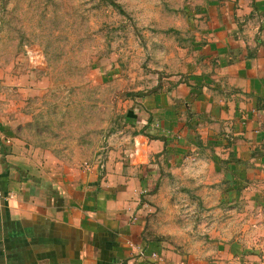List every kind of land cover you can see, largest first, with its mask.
<instances>
[{
    "label": "crops",
    "instance_id": "0c3cea01",
    "mask_svg": "<svg viewBox=\"0 0 264 264\" xmlns=\"http://www.w3.org/2000/svg\"><path fill=\"white\" fill-rule=\"evenodd\" d=\"M196 3L142 129L80 174L32 156L2 96L0 264H264V0Z\"/></svg>",
    "mask_w": 264,
    "mask_h": 264
},
{
    "label": "rangeland",
    "instance_id": "374dc122",
    "mask_svg": "<svg viewBox=\"0 0 264 264\" xmlns=\"http://www.w3.org/2000/svg\"><path fill=\"white\" fill-rule=\"evenodd\" d=\"M114 1L0 0V100L26 117L32 156L69 177L102 160L110 138L142 129L148 115L136 94L172 75L157 69L160 47L190 50L199 26L196 0Z\"/></svg>",
    "mask_w": 264,
    "mask_h": 264
},
{
    "label": "clouds",
    "instance_id": "9594fccd",
    "mask_svg": "<svg viewBox=\"0 0 264 264\" xmlns=\"http://www.w3.org/2000/svg\"><path fill=\"white\" fill-rule=\"evenodd\" d=\"M11 206H12L13 209H16V208L19 207L18 202H17V200L15 198V194H13V198L11 199Z\"/></svg>",
    "mask_w": 264,
    "mask_h": 264
},
{
    "label": "trees",
    "instance_id": "16d2710c",
    "mask_svg": "<svg viewBox=\"0 0 264 264\" xmlns=\"http://www.w3.org/2000/svg\"><path fill=\"white\" fill-rule=\"evenodd\" d=\"M112 5H116V2L114 0H108ZM156 91V90H155ZM143 93H137L136 96H141Z\"/></svg>",
    "mask_w": 264,
    "mask_h": 264
}]
</instances>
